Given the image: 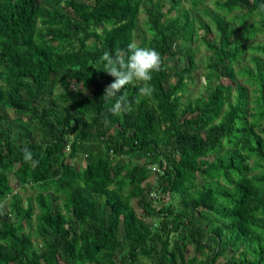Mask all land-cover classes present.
Wrapping results in <instances>:
<instances>
[{
    "label": "trees",
    "instance_id": "obj_1",
    "mask_svg": "<svg viewBox=\"0 0 264 264\" xmlns=\"http://www.w3.org/2000/svg\"><path fill=\"white\" fill-rule=\"evenodd\" d=\"M201 3L0 0V264H264V0ZM132 41L162 66L114 115L100 58Z\"/></svg>",
    "mask_w": 264,
    "mask_h": 264
},
{
    "label": "clouds",
    "instance_id": "obj_2",
    "mask_svg": "<svg viewBox=\"0 0 264 264\" xmlns=\"http://www.w3.org/2000/svg\"><path fill=\"white\" fill-rule=\"evenodd\" d=\"M261 7L264 8V5ZM100 59L104 62L103 70L114 77L102 96L103 101L111 102L108 109L110 113L120 115L134 111L133 102L121 94L125 86L133 82H142L143 86L139 89L141 96L152 95L154 91L150 86L152 73L160 71L162 66V58L158 51L150 47H141L132 41L127 45V52L116 50L115 54H109L106 51ZM23 153L26 162L33 159V154L27 147L23 149Z\"/></svg>",
    "mask_w": 264,
    "mask_h": 264
},
{
    "label": "rangeland",
    "instance_id": "obj_3",
    "mask_svg": "<svg viewBox=\"0 0 264 264\" xmlns=\"http://www.w3.org/2000/svg\"><path fill=\"white\" fill-rule=\"evenodd\" d=\"M163 1L166 2V6L169 5V0H163ZM214 1L215 0H203V3H201L198 9L195 10L194 15L197 18L202 19L203 21L209 20V17H208L209 13L207 14V10L210 12L215 9ZM180 6H182L185 9H190L191 0H180ZM204 11H206V13H204ZM197 18L194 21L195 27H198V24H199ZM144 21H145V14H143L142 12L139 15V24H138L140 30L142 31V34L145 31ZM140 36H141V33L139 32V37ZM262 41H264V33L257 34L255 39H250V40H247L246 42L255 44V42H262ZM136 42H138V38H136ZM187 45L190 46V49H191L190 51L194 53L195 69L191 75L192 82L188 85L187 90L183 94L184 101L193 99L194 97L200 94H204L206 92L205 85H204L205 84L204 72L206 70L205 69L206 61L210 55V51H208L206 47L204 46V44L199 40V38L196 37V33L192 36V40L189 42V44L187 43ZM179 63H180L179 65L186 64V58H183L182 60H180ZM10 178H11V183L15 184L14 177L11 176ZM150 180L152 181V179ZM15 188H16L15 191H17L21 195L23 204H26L27 199L29 197H33L35 194V190L30 187L22 188V187H19L18 185H15ZM32 202L35 204L34 199L32 200ZM132 204L136 208L137 211H140V209L136 205V199L132 200ZM35 212H37V209H35ZM34 218L35 217L33 215L32 218L30 219L31 224L29 223L27 225V228L30 230L29 232L32 237H33L32 229H33V224H34ZM227 257H228L227 254L224 255L222 257V260L220 259V261L224 262L227 259Z\"/></svg>",
    "mask_w": 264,
    "mask_h": 264
},
{
    "label": "built area",
    "instance_id": "obj_4",
    "mask_svg": "<svg viewBox=\"0 0 264 264\" xmlns=\"http://www.w3.org/2000/svg\"><path fill=\"white\" fill-rule=\"evenodd\" d=\"M152 169H153V170H157V167H156V166H153Z\"/></svg>",
    "mask_w": 264,
    "mask_h": 264
}]
</instances>
